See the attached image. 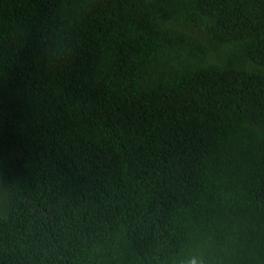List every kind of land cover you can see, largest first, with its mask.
<instances>
[{
    "label": "trees",
    "instance_id": "obj_1",
    "mask_svg": "<svg viewBox=\"0 0 264 264\" xmlns=\"http://www.w3.org/2000/svg\"><path fill=\"white\" fill-rule=\"evenodd\" d=\"M264 264V0H0V264Z\"/></svg>",
    "mask_w": 264,
    "mask_h": 264
},
{
    "label": "clouds",
    "instance_id": "obj_2",
    "mask_svg": "<svg viewBox=\"0 0 264 264\" xmlns=\"http://www.w3.org/2000/svg\"><path fill=\"white\" fill-rule=\"evenodd\" d=\"M179 264H207L205 250L201 247L189 248L180 257Z\"/></svg>",
    "mask_w": 264,
    "mask_h": 264
}]
</instances>
